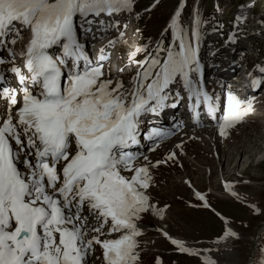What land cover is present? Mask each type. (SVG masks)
<instances>
[{
	"label": "snow or ice",
	"instance_id": "obj_1",
	"mask_svg": "<svg viewBox=\"0 0 264 264\" xmlns=\"http://www.w3.org/2000/svg\"><path fill=\"white\" fill-rule=\"evenodd\" d=\"M183 7L181 0L155 44L149 37L128 53L135 71L125 81L106 65L109 49L126 35L121 18L140 19L135 0H0V264H90L97 250L100 264H148L142 222L148 215L163 219L168 207L154 202L152 170L176 153L153 163L132 150L140 144L142 118L186 100L195 124L203 127V111L227 138L255 111V97L241 99L231 85H220L224 101L207 89L203 17L196 11L189 30L180 19ZM239 7L237 29L252 5ZM110 32L116 35L93 59L87 38ZM253 71L260 75L247 73L251 88L264 90V64ZM174 134L154 127L145 139L155 151ZM225 188L242 199L231 182ZM223 219L212 246L192 247L159 231L198 264H219L215 254L241 239ZM151 264L163 262L154 256ZM248 264H264V244Z\"/></svg>",
	"mask_w": 264,
	"mask_h": 264
},
{
	"label": "rangeland",
	"instance_id": "obj_2",
	"mask_svg": "<svg viewBox=\"0 0 264 264\" xmlns=\"http://www.w3.org/2000/svg\"><path fill=\"white\" fill-rule=\"evenodd\" d=\"M180 1L135 0V8L141 9L146 18L128 27L127 36L119 43L124 51L123 58L149 37L155 43ZM194 1L197 0H189V5H194ZM239 1L200 0L201 9L207 11L203 20L221 21ZM245 51L250 58H255L254 49L246 47ZM137 58H142V55ZM129 67L125 64L123 73L118 71L115 74L114 70L110 73L127 81ZM233 86L238 87V83L233 81ZM237 95L240 98V94ZM250 96L255 97V111L229 137H223L221 143L215 145L207 133L199 132L191 138L192 141L183 144L185 150L181 151L176 146L175 160H166L172 148L167 145L149 153L153 163L166 160L152 170L154 186L151 194L158 206L168 207L163 219L148 215L142 222L145 231L141 237V247L145 249L144 258L148 264H151L154 256H158L163 264H198L195 257L175 251L159 229L173 238L184 240L189 246L200 248L212 246L210 242L222 233L225 227L223 218H226L231 227L241 234V239L222 247L221 252L215 254L219 264H248L250 255L257 251L258 245L264 244V162L257 164L261 156H256L260 150L264 153V90L259 89ZM210 126L208 124L198 129ZM201 135L205 137V142L201 141ZM226 182L234 185L235 192L242 199L230 194L225 188ZM197 192L205 196L210 207L203 206L204 202L197 198ZM249 205L261 209V213L256 214Z\"/></svg>",
	"mask_w": 264,
	"mask_h": 264
},
{
	"label": "bare ground",
	"instance_id": "obj_3",
	"mask_svg": "<svg viewBox=\"0 0 264 264\" xmlns=\"http://www.w3.org/2000/svg\"><path fill=\"white\" fill-rule=\"evenodd\" d=\"M235 44L237 45V43L235 42ZM93 51L95 50V49H92ZM89 52H91V50H89ZM224 63V62H223ZM234 66V64L232 63V65H231V67H233ZM113 75H114V73H112ZM231 90L233 91V87H231ZM163 113H164V111H163ZM242 125V124H241ZM240 126V125H239ZM199 132H204V133H207V137L209 136L210 138H211V140H213L214 141V144L215 145H217V144H219V143H221L223 140H224V138L223 137H221V136H219V134H218V130L215 128V124L213 125V126H210V127H208V128H204V129H200V130H197V132H195V133H193V132H187V133H185V134H178L177 136H175L174 137V139L171 141V142H169V143H167L166 141L165 142H162V143H160V145L158 146V147H160V146H168V148H170V147H172L171 148V150H169V152L170 153H172V152H176V146H178L179 144V147H180V150L181 151H183V150H185V147H183V144L185 143V142H189V141H192L191 140V138H193L194 136H197V134H199ZM202 136V139H201V141L202 142H205V137H203V135H201ZM200 136V137H201ZM207 137H206V139H207ZM185 141H184V140ZM200 140V139H199ZM184 141V142H183ZM183 142V143H182ZM217 142V143H216ZM185 146V145H184ZM157 148V147H156ZM162 148V147H161ZM183 149V150H182ZM150 151V150H149ZM166 151V150H165ZM188 151V150H187ZM149 153H151V152H149ZM149 154H147V156H148ZM227 155V154H226ZM225 155V156H226ZM149 157V156H148ZM240 157V156H239ZM234 157H231V159H233ZM259 159H261V158H259ZM227 161H228V159H226ZM230 160V159H229ZM225 162V161H224ZM246 162V161H245ZM236 164H238L239 165V163L238 162H236ZM150 191H152V190H150ZM226 257H230V255H226ZM92 260V261H91ZM229 259H227V261H228ZM90 264H100V260H95V257H91V259H90ZM228 264V263H227ZM230 264V263H229Z\"/></svg>",
	"mask_w": 264,
	"mask_h": 264
}]
</instances>
